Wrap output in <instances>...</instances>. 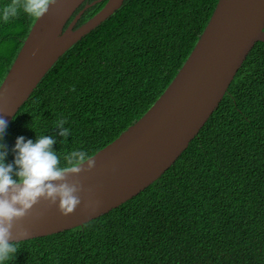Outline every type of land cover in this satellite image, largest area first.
I'll return each mask as SVG.
<instances>
[{
    "label": "trees",
    "instance_id": "obj_1",
    "mask_svg": "<svg viewBox=\"0 0 264 264\" xmlns=\"http://www.w3.org/2000/svg\"><path fill=\"white\" fill-rule=\"evenodd\" d=\"M86 0L73 14L79 12ZM218 0H125L48 70L7 125L52 135L61 157L115 140L171 83ZM106 0L86 9L75 28ZM11 0H0V10ZM37 18L0 19V84ZM68 22V23H69ZM67 120L66 142L54 124ZM5 264H264V44L256 43L217 109L144 191L80 227L18 242Z\"/></svg>",
    "mask_w": 264,
    "mask_h": 264
},
{
    "label": "water",
    "instance_id": "obj_2",
    "mask_svg": "<svg viewBox=\"0 0 264 264\" xmlns=\"http://www.w3.org/2000/svg\"><path fill=\"white\" fill-rule=\"evenodd\" d=\"M85 1L56 0L34 22L0 84V117L7 125L53 64L125 0H106L96 14L75 28L83 12L103 0L86 4L69 22ZM258 42L264 44V0H218L188 58L154 104L91 156L92 171L69 176V182L78 181L84 189L74 213L64 216L58 203L50 206L41 199L24 219L14 222L13 240L18 243L80 227L158 180L217 109ZM25 232L27 236L22 235Z\"/></svg>",
    "mask_w": 264,
    "mask_h": 264
},
{
    "label": "clouds",
    "instance_id": "obj_3",
    "mask_svg": "<svg viewBox=\"0 0 264 264\" xmlns=\"http://www.w3.org/2000/svg\"><path fill=\"white\" fill-rule=\"evenodd\" d=\"M55 3L56 0H11L0 10V19L7 23L21 9L28 16L41 18ZM66 124L62 116L54 124L62 143L70 135ZM6 129L7 121L0 117V141ZM56 143L52 135L36 136L35 142L20 136L12 149L13 163H5L8 150L0 142V264L12 260L18 252L12 237L14 222L24 219L41 199L50 206L58 203V210L64 216L73 214L81 204L83 186L78 181L69 182L68 178L92 171L95 161L83 150H72L63 155L65 164L61 166V157L53 150ZM85 164L87 167H83Z\"/></svg>",
    "mask_w": 264,
    "mask_h": 264
}]
</instances>
